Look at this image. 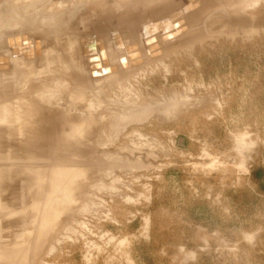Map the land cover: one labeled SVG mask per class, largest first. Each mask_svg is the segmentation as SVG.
Listing matches in <instances>:
<instances>
[{
	"label": "rangeland",
	"instance_id": "374dc122",
	"mask_svg": "<svg viewBox=\"0 0 264 264\" xmlns=\"http://www.w3.org/2000/svg\"><path fill=\"white\" fill-rule=\"evenodd\" d=\"M259 169L264 0H0V264H264Z\"/></svg>",
	"mask_w": 264,
	"mask_h": 264
},
{
	"label": "trees",
	"instance_id": "16d2710c",
	"mask_svg": "<svg viewBox=\"0 0 264 264\" xmlns=\"http://www.w3.org/2000/svg\"><path fill=\"white\" fill-rule=\"evenodd\" d=\"M252 180L256 181L260 187V191L264 192V171L261 169H259L257 171H253L252 172ZM244 196H249V193L246 191L244 193ZM254 199H256L254 196L253 197L250 196V200H247L246 203H248L249 206H252V204H253L252 200H254Z\"/></svg>",
	"mask_w": 264,
	"mask_h": 264
},
{
	"label": "bare ground",
	"instance_id": "6f19581e",
	"mask_svg": "<svg viewBox=\"0 0 264 264\" xmlns=\"http://www.w3.org/2000/svg\"><path fill=\"white\" fill-rule=\"evenodd\" d=\"M188 13L189 12H187V14L186 15H188ZM195 16V15H194ZM193 16V17H194ZM188 18H190V15H188ZM190 19H188V21H189ZM176 22H177V20H176ZM183 21H181V23H182ZM180 23V22H179ZM181 23H180V25H181ZM184 25V24H183ZM179 32V31H178ZM18 37H20V36H18ZM23 41L26 39V38H23V37H20ZM10 39V38H9ZM8 39V40H9ZM8 40H7V44H8V46L11 48V51L14 53V54H18L20 51L19 50H17V51H14L16 48H15V45H17V46H19L18 45V43L16 42V44H14V47H11L10 45H9V43H8ZM21 41V40H20ZM39 43V42H38ZM20 45H21V43H19ZM36 44V51H35V53H38L39 54V52H38V44L37 43H35ZM17 48H19V47H17ZM30 56H31V58L30 59H32V58H34V57H32L33 56V53L32 54H30ZM67 143V142H66Z\"/></svg>",
	"mask_w": 264,
	"mask_h": 264
},
{
	"label": "water",
	"instance_id": "95a60500",
	"mask_svg": "<svg viewBox=\"0 0 264 264\" xmlns=\"http://www.w3.org/2000/svg\"><path fill=\"white\" fill-rule=\"evenodd\" d=\"M23 38H26V37L24 36ZM20 40H21L20 37L10 38V39L8 40V43H9V45H10L11 47H14V44H16V42H17V43H20ZM90 61H92V60H90Z\"/></svg>",
	"mask_w": 264,
	"mask_h": 264
}]
</instances>
